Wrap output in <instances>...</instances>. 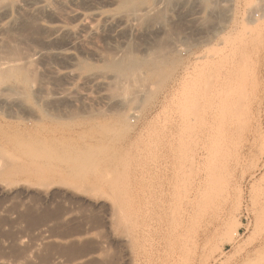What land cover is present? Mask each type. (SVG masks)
Returning <instances> with one entry per match:
<instances>
[{"label":"rangeland","instance_id":"rangeland-1","mask_svg":"<svg viewBox=\"0 0 264 264\" xmlns=\"http://www.w3.org/2000/svg\"><path fill=\"white\" fill-rule=\"evenodd\" d=\"M164 3L140 103L0 106V264L264 263V0Z\"/></svg>","mask_w":264,"mask_h":264},{"label":"bare ground","instance_id":"bare-ground-1","mask_svg":"<svg viewBox=\"0 0 264 264\" xmlns=\"http://www.w3.org/2000/svg\"><path fill=\"white\" fill-rule=\"evenodd\" d=\"M164 2L166 0H0V106L11 112L18 106L25 114L34 115L38 111L32 105L34 101L45 103L46 107L47 104L80 101L83 108H91L96 103L104 107L95 108L97 113L104 109L119 111L132 95L139 102L147 86H152V79L165 59L161 55L170 46L164 41L168 35L164 26ZM169 33L172 32L169 30ZM77 53L95 58L101 66L82 69ZM77 80L75 90L63 87ZM91 81L106 91L112 87L110 93L102 91L104 88L98 95L83 90L81 85ZM50 84L59 87L55 86L51 92ZM133 114H137L136 111ZM20 146L31 152L39 153L41 149L42 154V148H47L45 144L41 147L31 142ZM71 147L73 145L68 148ZM192 204L193 197H190L187 206Z\"/></svg>","mask_w":264,"mask_h":264}]
</instances>
